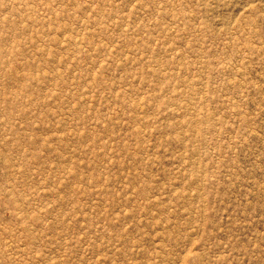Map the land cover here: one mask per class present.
<instances>
[{
  "label": "rangeland",
  "instance_id": "rangeland-1",
  "mask_svg": "<svg viewBox=\"0 0 264 264\" xmlns=\"http://www.w3.org/2000/svg\"><path fill=\"white\" fill-rule=\"evenodd\" d=\"M0 264H264V0H0Z\"/></svg>",
  "mask_w": 264,
  "mask_h": 264
}]
</instances>
